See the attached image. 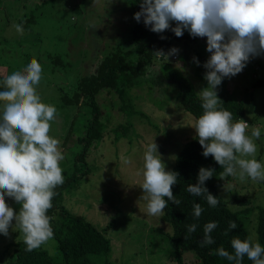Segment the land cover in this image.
<instances>
[{
    "label": "rangeland",
    "instance_id": "374dc122",
    "mask_svg": "<svg viewBox=\"0 0 264 264\" xmlns=\"http://www.w3.org/2000/svg\"><path fill=\"white\" fill-rule=\"evenodd\" d=\"M134 1L0 0V81L14 72H23L32 59L40 63L42 77L36 90L43 103L57 109L50 121L49 135L61 141L63 156L67 153L64 136L76 108L61 102L60 90L71 92L80 77L93 70L97 61L115 47L127 52L130 63L136 62L146 40L141 43L132 40ZM20 21L26 24L23 36L13 27ZM171 23L174 27L175 22ZM168 41L164 52L172 47L180 50L173 63L193 81L201 95L199 80L193 72V54H189L191 62H187L185 41L171 38ZM193 46L209 58L206 37H198ZM159 64L156 60L149 68L155 69ZM143 78L138 87L131 88L130 95L134 107L144 115L127 116L121 112L119 98L111 88H103L96 94L100 120L107 129L129 122L131 130L124 132L119 128L118 133L107 132L98 144L92 145L86 156L89 172L62 196V204L71 212L105 228L112 244V264L167 263V255L173 249L167 237L170 226L162 217L147 213L150 196L141 188L144 153L154 139L166 171H171L182 144L196 133V120L182 109L176 84L155 88L149 76ZM227 81L232 95L243 98L245 103L244 114L238 119L249 124L246 134L251 137L253 128L261 132L258 139L252 138L257 146L255 156L247 158H255L264 167V55L251 58L240 73ZM3 105L0 101V115ZM80 110L78 107L76 111ZM79 123L78 117L72 130H77ZM59 166L63 175V170H72V161L63 159ZM238 172L229 179L218 177L217 190L230 209L239 213L255 244L257 217L260 209L264 210V181L247 176L242 181ZM5 201L14 212L20 210L21 205L13 198L5 196ZM12 223L9 236L0 234V252L24 240L18 223L15 220ZM41 247L59 261L52 239ZM8 252L0 264H6ZM183 263L197 264L189 253L184 255Z\"/></svg>",
    "mask_w": 264,
    "mask_h": 264
},
{
    "label": "clouds",
    "instance_id": "9594fccd",
    "mask_svg": "<svg viewBox=\"0 0 264 264\" xmlns=\"http://www.w3.org/2000/svg\"><path fill=\"white\" fill-rule=\"evenodd\" d=\"M133 18L137 22L143 18L145 26L158 34L170 29L175 36L182 37L187 30L193 38L206 37V51L210 53L203 64L207 86L200 90L204 111L194 127L202 155H211L223 168L221 179L236 176L239 170L242 181L245 176L264 181V167L255 158H247L257 152L252 138L260 137V129L253 128L251 137L248 136L249 124L243 119L233 121L230 111L218 108L222 101L217 94L223 79L240 73L251 58L264 55V0H140V11ZM171 22H175L174 27ZM13 27L19 35L25 34L22 24ZM160 38L166 39L163 35ZM179 51L172 47L167 53L162 49L155 53L168 58ZM192 59L199 65L196 57ZM41 77L42 67L32 59L23 72L7 76V90L0 91V101L4 102L0 115V234L9 236L15 220L24 234L28 252L54 237L47 212L53 206L54 189L64 183L59 166L64 159L59 148L61 141L49 135L50 121L57 109L41 101L36 90ZM214 172L210 167H200L197 182L187 187L190 194L204 196L213 208L219 200L208 191L205 182ZM143 177L141 188L150 196L149 215L162 217L168 201L177 206L181 203L172 192L179 173L166 171L154 139L144 153ZM5 196L21 205L18 212L6 203ZM203 211L199 203L193 205L195 218ZM217 227L215 221L204 225L201 247L214 243L211 233ZM236 227L235 221H229L224 235ZM196 229L195 223L187 226L188 233ZM231 244L234 254L223 247L216 254L233 264H242L245 256L254 264H264V248L259 243L234 238Z\"/></svg>",
    "mask_w": 264,
    "mask_h": 264
},
{
    "label": "trees",
    "instance_id": "16d2710c",
    "mask_svg": "<svg viewBox=\"0 0 264 264\" xmlns=\"http://www.w3.org/2000/svg\"><path fill=\"white\" fill-rule=\"evenodd\" d=\"M132 9L133 14L140 11V2L134 1ZM20 24L26 25L23 21H20ZM131 33L134 42L141 43L146 40L144 49L139 51L135 63H130L127 60V52L124 53L115 47L114 50L97 61L93 70L80 77L71 92L60 90L61 102L76 109L63 142L67 152L64 154V159L67 162L72 161V170H63L64 183L54 189L53 206L47 212L54 232L52 240L55 244V255L58 256L59 261H56L55 256L42 247L31 252L26 251L24 240H20L15 244L12 243L14 248L10 247L9 243L10 245L0 252L1 260L6 256V251H10L6 257V264H112L110 260L112 244L105 228H99L83 216L74 214L62 204L64 191L75 186L89 172L86 156L90 154L91 146L98 144L107 132L118 133L119 128L124 132L131 130L129 122L108 130L106 124L100 120L96 94L101 89L111 88L114 90L120 101L119 110L125 115L131 116L136 113L144 115L134 107L130 91L132 87H138L144 79L143 77L147 75L149 76L148 80L155 88L175 83L182 109L191 114L196 122L203 114L201 95L196 91L193 81L175 67L173 61L176 60V56L175 59L172 56L170 60L172 62H170L167 57L158 56L155 53L160 49L165 51L164 48L168 44L169 38L184 40L187 62H191L190 53L200 62L199 65L194 63L193 72L194 77L199 80V88L202 89L207 86V81L204 79L206 69L203 64L208 57L194 48L193 43L198 37L193 38L187 30H184L182 37L175 36L170 29L160 34L155 33L145 26L143 18L140 22L133 18ZM161 35L166 39H161ZM156 60L160 61L159 66L150 69L149 67H153ZM5 78L3 77L0 81V91L7 90L4 85ZM227 82V78L223 79L217 89V94L222 101L218 108L230 111L234 120L244 114L245 103L243 98H236L232 95L227 87ZM78 107L81 108L79 112L76 111ZM78 117L80 118L78 128L72 130ZM202 152V146L197 138V133H195L182 144L174 160L171 171L178 172L179 178L178 183L172 186V192L181 203L177 206L168 201L162 216L163 221L170 226L167 237L173 245V249L167 255L166 264H184L183 258L186 253L192 255L197 264H233L226 258L218 256L216 250L223 247L229 253L234 254L231 244L234 238L248 240L254 244L239 213L231 210L228 203L218 193L219 180L217 178L220 177L223 168L211 155L205 157ZM200 167H210L215 170L213 176L205 182L208 191L217 196L219 200L215 208L208 205L204 196L197 197L187 191L189 184L197 182ZM230 177L231 175L224 179ZM164 199L167 201V197ZM196 203H199L204 209L198 219L193 215V205ZM211 221L218 224V227L211 233L214 243L201 247L199 241L204 236V225ZM229 221H235L237 227L228 230V234L224 235L225 230L228 229ZM193 223L197 225V229L193 233H188L187 226ZM256 233L257 242L264 248L263 209H260L257 217ZM242 264H254V262L245 256Z\"/></svg>",
    "mask_w": 264,
    "mask_h": 264
},
{
    "label": "built area",
    "instance_id": "2783aa9c",
    "mask_svg": "<svg viewBox=\"0 0 264 264\" xmlns=\"http://www.w3.org/2000/svg\"><path fill=\"white\" fill-rule=\"evenodd\" d=\"M173 59H175V56H173Z\"/></svg>",
    "mask_w": 264,
    "mask_h": 264
}]
</instances>
